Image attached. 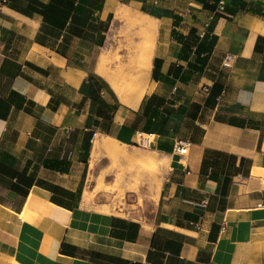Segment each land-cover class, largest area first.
Returning a JSON list of instances; mask_svg holds the SVG:
<instances>
[{"label": "crops", "instance_id": "1", "mask_svg": "<svg viewBox=\"0 0 264 264\" xmlns=\"http://www.w3.org/2000/svg\"><path fill=\"white\" fill-rule=\"evenodd\" d=\"M217 2L0 0V264H264V0ZM126 13L150 33L119 40ZM145 45L121 102L109 76ZM95 137L151 139L155 199L84 201Z\"/></svg>", "mask_w": 264, "mask_h": 264}, {"label": "rangeland", "instance_id": "2", "mask_svg": "<svg viewBox=\"0 0 264 264\" xmlns=\"http://www.w3.org/2000/svg\"><path fill=\"white\" fill-rule=\"evenodd\" d=\"M126 16L132 21L115 22L119 40L138 29L135 25L138 18L129 13H126ZM119 45L115 44V46ZM141 50L140 47L138 52ZM119 61L122 59H118ZM125 149L126 156L119 154L110 159L107 153L102 152L98 154L99 156L95 155V157L98 156L95 163L92 165L90 163L85 194L89 199L96 196L97 203L105 204L102 208L111 207L112 210L120 208L119 210L125 212L129 204L141 207L146 200L155 199V194L159 190L155 183L158 180L161 182L166 162L162 168L155 170L151 166L154 161L150 159L145 145L128 146ZM146 159L150 162L144 161Z\"/></svg>", "mask_w": 264, "mask_h": 264}, {"label": "bare ground", "instance_id": "3", "mask_svg": "<svg viewBox=\"0 0 264 264\" xmlns=\"http://www.w3.org/2000/svg\"><path fill=\"white\" fill-rule=\"evenodd\" d=\"M143 19L144 18H142V20ZM138 30H139L140 34L145 35V34L150 33V32H148V29H145V28H139ZM141 48H142V50L140 52H138L137 54L127 58L126 60H122L119 62L117 60L118 68L114 71L113 74H111L109 76L114 89L117 91V93L120 97L121 102L135 104L143 92V88H144L143 86H144V83H145V80L147 78L148 71L150 68V61H151L150 60V54H152V53H150L151 50L149 51L148 45H145L144 47H141ZM105 60H106V56H101V59L97 65V69L99 72L104 71ZM146 136H148V135H146ZM125 148H126V144L124 145V144H121L120 142L118 143L116 140L109 138V137H95L93 139L94 156L101 153V151L106 152L110 156V159H113L114 156H118L119 154L121 156H126V149ZM144 161H146L147 163L150 162L148 159H146ZM164 164H165V161L163 159H159L157 161H154L151 164V166L153 169L157 170V169L161 168L162 166H164ZM155 185L157 187H159L160 181L158 180L155 183ZM88 198L89 197L85 198L84 201H87ZM44 220H46V219H44ZM42 222L44 223V221H42ZM58 225H59V223H58ZM59 226H61V225H59ZM52 227H53V225H52Z\"/></svg>", "mask_w": 264, "mask_h": 264}, {"label": "built area", "instance_id": "4", "mask_svg": "<svg viewBox=\"0 0 264 264\" xmlns=\"http://www.w3.org/2000/svg\"><path fill=\"white\" fill-rule=\"evenodd\" d=\"M224 5H225V0H218L217 4H216V8H215V12L216 13H222L223 10H224ZM213 18V14H210L208 16V20L206 21L205 23V26L209 25V21ZM231 60H232V56L230 54H226L224 56V59H223V65L224 66H230L231 64ZM204 90H207V86H204L203 87ZM145 142L141 141V144L144 145V144H150V139L148 138H145L144 140ZM187 150H188V144L186 142H183L181 140H178L176 143H175V146H174V152L178 153L179 155H183V154H186L187 153ZM188 173V172H187ZM257 207H264V195L261 196V198L259 199V201L257 202L256 204Z\"/></svg>", "mask_w": 264, "mask_h": 264}, {"label": "trees", "instance_id": "5", "mask_svg": "<svg viewBox=\"0 0 264 264\" xmlns=\"http://www.w3.org/2000/svg\"><path fill=\"white\" fill-rule=\"evenodd\" d=\"M100 81V80H99ZM99 81H96V82H99ZM87 152H88V146L86 147V150H85V153L87 154ZM131 264H141V263H131Z\"/></svg>", "mask_w": 264, "mask_h": 264}]
</instances>
